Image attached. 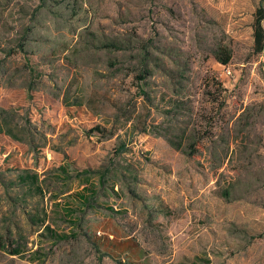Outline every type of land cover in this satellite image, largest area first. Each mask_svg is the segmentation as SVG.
Masks as SVG:
<instances>
[{"label":"rangeland","instance_id":"374dc122","mask_svg":"<svg viewBox=\"0 0 264 264\" xmlns=\"http://www.w3.org/2000/svg\"><path fill=\"white\" fill-rule=\"evenodd\" d=\"M0 244L264 264V0H0Z\"/></svg>","mask_w":264,"mask_h":264},{"label":"trees","instance_id":"16d2710c","mask_svg":"<svg viewBox=\"0 0 264 264\" xmlns=\"http://www.w3.org/2000/svg\"><path fill=\"white\" fill-rule=\"evenodd\" d=\"M64 1V0H63ZM263 19V18H262ZM256 37H259V33L256 32ZM263 48H260L258 51L261 52ZM216 60L222 64V65H227L230 61V53L226 52V53H221L218 52L215 56ZM141 80L144 78H140ZM94 131H98V128H96ZM124 151V147H122V149H120V152ZM62 173L67 175V169H63L61 168ZM95 194V192H94ZM81 197V196H79ZM84 205H88V202L83 201L82 202ZM69 215H74L76 214L75 211L72 210H68ZM72 225H77L76 223L72 222ZM44 231H48L49 232V237L50 239L54 242V243H58V242H62V241H68L71 236L67 235V234H57L56 232H54L53 230H51V228L49 226H44L43 227ZM75 237V236H74ZM106 239L105 242H103L102 244V250L101 254L105 257H109L111 259H117V257L121 258L122 256H127L129 252H131L132 250H135L134 248L136 247L134 245V242L132 239H125V240H121L117 241L115 239ZM0 246L2 247V249L7 252L8 255L10 256H21L22 255V251L20 246L16 245H10V246H6L5 244H0ZM34 254L38 253V252H33ZM135 264V263H133Z\"/></svg>","mask_w":264,"mask_h":264}]
</instances>
